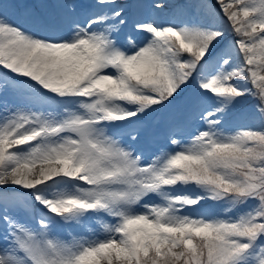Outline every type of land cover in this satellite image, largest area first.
<instances>
[{
	"label": "snow or ice",
	"instance_id": "6c2138e0",
	"mask_svg": "<svg viewBox=\"0 0 264 264\" xmlns=\"http://www.w3.org/2000/svg\"><path fill=\"white\" fill-rule=\"evenodd\" d=\"M0 264H264V0H0Z\"/></svg>",
	"mask_w": 264,
	"mask_h": 264
}]
</instances>
